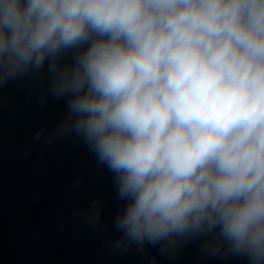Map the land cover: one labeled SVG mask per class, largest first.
Masks as SVG:
<instances>
[{
	"label": "clouds",
	"instance_id": "1",
	"mask_svg": "<svg viewBox=\"0 0 264 264\" xmlns=\"http://www.w3.org/2000/svg\"><path fill=\"white\" fill-rule=\"evenodd\" d=\"M24 77L68 98L34 141L115 174L114 253L200 240L264 264V0H0V88ZM73 219L97 225V201Z\"/></svg>",
	"mask_w": 264,
	"mask_h": 264
},
{
	"label": "water",
	"instance_id": "2",
	"mask_svg": "<svg viewBox=\"0 0 264 264\" xmlns=\"http://www.w3.org/2000/svg\"><path fill=\"white\" fill-rule=\"evenodd\" d=\"M73 54L69 50L61 63ZM37 83L24 77L0 88V264H248L243 256L208 255L200 240L179 244L171 257L159 246H146V255L135 245L114 253L112 241L121 235L114 219L127 203L118 199L115 174L97 164L82 140L69 137L47 147L43 138L34 141L38 130L53 132L68 112L67 97L49 95L41 105ZM94 200L97 225L73 219Z\"/></svg>",
	"mask_w": 264,
	"mask_h": 264
}]
</instances>
